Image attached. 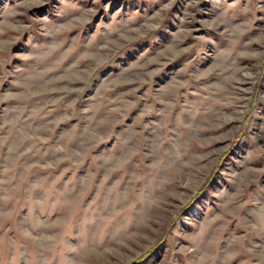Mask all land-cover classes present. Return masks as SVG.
I'll use <instances>...</instances> for the list:
<instances>
[{"label":"rangeland","instance_id":"374dc122","mask_svg":"<svg viewBox=\"0 0 264 264\" xmlns=\"http://www.w3.org/2000/svg\"><path fill=\"white\" fill-rule=\"evenodd\" d=\"M0 264H264V0H0Z\"/></svg>","mask_w":264,"mask_h":264},{"label":"trees","instance_id":"16d2710c","mask_svg":"<svg viewBox=\"0 0 264 264\" xmlns=\"http://www.w3.org/2000/svg\"><path fill=\"white\" fill-rule=\"evenodd\" d=\"M142 259H143V258L141 257L140 260H142ZM140 260H139V261H140Z\"/></svg>","mask_w":264,"mask_h":264}]
</instances>
